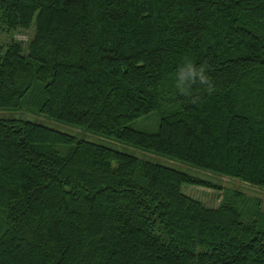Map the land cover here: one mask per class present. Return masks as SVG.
<instances>
[{"label": "trees", "instance_id": "16d2710c", "mask_svg": "<svg viewBox=\"0 0 264 264\" xmlns=\"http://www.w3.org/2000/svg\"><path fill=\"white\" fill-rule=\"evenodd\" d=\"M19 109L264 189V0H0V110ZM0 264H264V203L0 118Z\"/></svg>", "mask_w": 264, "mask_h": 264}, {"label": "rangeland", "instance_id": "374dc122", "mask_svg": "<svg viewBox=\"0 0 264 264\" xmlns=\"http://www.w3.org/2000/svg\"><path fill=\"white\" fill-rule=\"evenodd\" d=\"M33 36H34L33 29L29 31H20L16 34V38L22 40L25 43L31 40ZM0 118L29 119L35 121L36 123L44 124L46 126L70 133L79 138H84L92 142L107 145L115 149H118L120 151L131 153L133 155H136L138 157H141L149 161H153L169 167H173L193 175L201 176L203 178L214 181L215 183L221 184L225 188L227 187V188L237 189L246 193L249 196L260 198L264 203L263 188L248 184L246 182L239 181L234 178H229L227 176H223L218 173L209 172L200 168H196L194 166H191L190 164H187L179 160H174L159 154L147 152L144 151L143 149L125 144L123 142L117 141L112 138L98 135L89 131L88 132L82 131L80 128L66 125L64 123L50 119L48 116L39 113L37 111L27 110V109L0 110ZM132 125L133 127L138 129L156 131L158 129V118L156 117V113H150L149 115L133 122ZM183 191L189 196H192L194 198L203 201L208 206L219 205L222 198V192L203 186H194V185L185 184L183 186Z\"/></svg>", "mask_w": 264, "mask_h": 264}, {"label": "clouds", "instance_id": "9594fccd", "mask_svg": "<svg viewBox=\"0 0 264 264\" xmlns=\"http://www.w3.org/2000/svg\"><path fill=\"white\" fill-rule=\"evenodd\" d=\"M200 78H201V80L205 79V77L203 75H201ZM185 79H187V78H185Z\"/></svg>", "mask_w": 264, "mask_h": 264}]
</instances>
